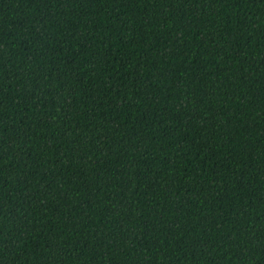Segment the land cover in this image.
I'll use <instances>...</instances> for the list:
<instances>
[{
	"label": "trees",
	"instance_id": "trees-1",
	"mask_svg": "<svg viewBox=\"0 0 264 264\" xmlns=\"http://www.w3.org/2000/svg\"><path fill=\"white\" fill-rule=\"evenodd\" d=\"M0 264H264V0H0Z\"/></svg>",
	"mask_w": 264,
	"mask_h": 264
}]
</instances>
